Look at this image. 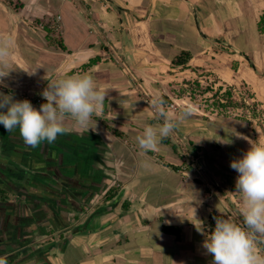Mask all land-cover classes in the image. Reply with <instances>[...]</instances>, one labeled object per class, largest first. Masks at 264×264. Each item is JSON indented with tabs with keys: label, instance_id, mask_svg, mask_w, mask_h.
I'll list each match as a JSON object with an SVG mask.
<instances>
[{
	"label": "crops",
	"instance_id": "crops-1",
	"mask_svg": "<svg viewBox=\"0 0 264 264\" xmlns=\"http://www.w3.org/2000/svg\"><path fill=\"white\" fill-rule=\"evenodd\" d=\"M263 16L264 0H0V37L14 40L0 92L39 110L48 83L69 75L108 91L88 128L69 120L51 144L29 147L0 125V257L211 264L198 230L243 219L230 162L251 145L234 131L264 144ZM184 52L188 64H174ZM227 90L249 107L209 103ZM158 97L173 116L193 114L145 153L136 137L160 122Z\"/></svg>",
	"mask_w": 264,
	"mask_h": 264
},
{
	"label": "clouds",
	"instance_id": "clouds-1",
	"mask_svg": "<svg viewBox=\"0 0 264 264\" xmlns=\"http://www.w3.org/2000/svg\"><path fill=\"white\" fill-rule=\"evenodd\" d=\"M13 46L11 36L0 37V83L13 71L10 64ZM107 92L87 73L49 82L40 93L46 102L39 110L26 99L16 101L12 95L0 92V125L7 133L18 129L29 147L36 148L45 141L51 144L68 133L69 120L81 129L88 128L93 115L103 110ZM152 106L160 122L146 125L136 137L145 153L157 150L161 141L193 114L189 106L173 116L162 97L154 99ZM233 135L251 145L241 158L230 162V168L238 173L235 189L241 195L242 224L215 217L214 229L205 233L202 227L198 231L205 236L202 247L212 256L211 264H264V144L235 131ZM0 264H7V258L0 257Z\"/></svg>",
	"mask_w": 264,
	"mask_h": 264
},
{
	"label": "trees",
	"instance_id": "trees-1",
	"mask_svg": "<svg viewBox=\"0 0 264 264\" xmlns=\"http://www.w3.org/2000/svg\"><path fill=\"white\" fill-rule=\"evenodd\" d=\"M119 9L121 10V8H119ZM260 31L262 33H264V16L262 17V20L260 22ZM190 57L191 56H190L189 53L184 52V53L181 54V56L178 57V59H176L174 61V64H176V65H185L186 66L188 64L189 60H190ZM247 58L250 61L251 66L255 70H257L256 63L254 62V60L250 56L247 57ZM96 61H97V59H93L89 63V65L94 64ZM218 96L220 98L219 103H217L219 107L227 109L229 107H237L238 106V103L233 101V94H232V92L230 90H227L226 92H224L222 97H220L221 96L220 95V91H218L215 94V98H217ZM221 98H223L226 101L222 102ZM241 118L243 119V117H241ZM163 140L165 141V143H169V140L167 138L163 139ZM4 194H5V191L0 189V197L6 198ZM110 195H111V193H110ZM214 218H215V216H212V219H211V221L209 223V226H210L211 230L214 229V226H215V219ZM164 230H165L166 233L176 234L178 237H180V230L174 232V228H172V227H165Z\"/></svg>",
	"mask_w": 264,
	"mask_h": 264
},
{
	"label": "rangeland",
	"instance_id": "rangeland-1",
	"mask_svg": "<svg viewBox=\"0 0 264 264\" xmlns=\"http://www.w3.org/2000/svg\"><path fill=\"white\" fill-rule=\"evenodd\" d=\"M103 1H104V0H103ZM80 6H83V7L85 8V5L82 4V3H80ZM84 8H81L80 10H81V11H85L86 9L84 10ZM65 11H67V10L65 9ZM222 96H223V94H221L220 97H222ZM213 99H215V100H213ZM210 100H213V101L210 102ZM208 101H209V103H210L212 106H214V107H218V104H217V103H219L220 98H215V96H211V97L208 98ZM235 101H236V103H238V106H244L245 109L249 107V106H248L243 100H235ZM253 108H254V107H253ZM220 109H221V107H220ZM226 111H231V110H230V109H227V110H225V112H226ZM234 113H236V112H232L231 115H234Z\"/></svg>",
	"mask_w": 264,
	"mask_h": 264
},
{
	"label": "built area",
	"instance_id": "built-area-1",
	"mask_svg": "<svg viewBox=\"0 0 264 264\" xmlns=\"http://www.w3.org/2000/svg\"><path fill=\"white\" fill-rule=\"evenodd\" d=\"M26 100L30 101L31 103L34 102V100L31 97H26ZM36 102L38 104H42L44 102L43 99H37ZM172 107H174V105H172Z\"/></svg>",
	"mask_w": 264,
	"mask_h": 264
},
{
	"label": "water",
	"instance_id": "water-1",
	"mask_svg": "<svg viewBox=\"0 0 264 264\" xmlns=\"http://www.w3.org/2000/svg\"><path fill=\"white\" fill-rule=\"evenodd\" d=\"M104 1L110 2L111 0H104Z\"/></svg>",
	"mask_w": 264,
	"mask_h": 264
}]
</instances>
